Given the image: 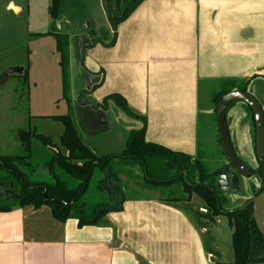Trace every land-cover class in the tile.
Here are the masks:
<instances>
[{"label":"crops","instance_id":"1","mask_svg":"<svg viewBox=\"0 0 264 264\" xmlns=\"http://www.w3.org/2000/svg\"><path fill=\"white\" fill-rule=\"evenodd\" d=\"M115 31L113 45L106 38L87 47L83 64L101 80L86 91V103L121 95L146 116V141L202 163L204 114L207 142L221 150L214 99L231 89L225 83L264 75V0H143ZM108 32L111 36V27ZM255 79L264 83L260 76ZM202 81L211 85L205 97ZM262 83L254 86L257 91ZM229 110L238 113L237 126L244 125L240 106ZM227 119L231 134L234 119ZM83 142L99 155L114 151V143L98 148ZM55 171L72 183L62 169ZM90 190L83 201H95L86 198ZM99 192L97 200L107 201V192ZM187 204L158 194L125 193L121 210L85 226L72 217L59 221L47 205L0 211V264H226L217 258L216 236L201 222L208 220L205 212Z\"/></svg>","mask_w":264,"mask_h":264},{"label":"rangeland","instance_id":"2","mask_svg":"<svg viewBox=\"0 0 264 264\" xmlns=\"http://www.w3.org/2000/svg\"><path fill=\"white\" fill-rule=\"evenodd\" d=\"M116 1L111 0L108 4L100 0H63L60 16L52 19L49 14L51 0H0V155H19L24 152L18 135L22 129L49 136L57 146L61 147L60 137L65 127L61 121L53 118L59 115L71 117L83 141H92L98 148H103L105 144L108 145L107 143H114L112 145L114 151L111 152L114 154H120L124 150L129 131L139 128L142 122L125 113L112 100L108 102L107 108L88 105L86 102L89 99V93L86 91L93 89L101 78H97L82 63L87 51L85 45L90 43L95 35L105 39L110 38L109 15L115 17L122 14L132 0H120L121 4L118 7ZM10 3L19 5L21 10L15 12L12 7H9ZM52 29L69 35V43L66 46L68 55L66 74L61 62L62 55L57 49L56 37L52 34H37ZM13 68H22L23 73H27V79H24L22 73H11L10 70ZM256 83L261 85L262 81L254 79L249 92L257 96L264 104V83L258 91L254 87L257 86ZM235 84L238 82L225 83L229 88ZM210 86L206 81L201 82L202 96L205 97ZM215 86L218 85L215 83ZM202 100L208 99L202 98ZM237 105L241 110L239 116H242V113H249L243 103ZM234 111H228L229 123L230 118L234 119V121L231 120L230 126L233 143L239 156L245 161H250L251 144L248 142L250 135L246 126H241L240 123L237 126L238 113ZM201 118L200 133L204 138L202 147L205 153L203 163L205 181L220 189L216 175L224 162L223 153L218 145L215 148L207 142L209 140L206 137V117L202 114ZM243 119L242 117L241 120ZM53 154L54 151L50 147L44 145L39 139L32 138L31 178L53 181L52 174L46 167V162ZM113 170L118 173L123 191L127 196L158 194L165 198H180L178 201L183 203L187 200L188 209L197 210L198 213H204L199 209L200 207L206 209L205 201L199 195L195 192L191 194L185 192L186 180H178L164 186H153L147 183L146 173L162 177L170 174L165 159L156 157L147 164L145 169L141 161L126 162L116 158ZM63 173L72 182L69 186L74 187L73 184H76V181L66 172L63 171ZM98 174L102 175V172L96 168L89 184L91 190L86 195L87 199L95 201L88 203L105 202L97 200L101 198L99 190L95 187L100 179ZM190 179H199V172L191 170ZM256 183L255 177L242 176L239 183L241 190L235 193L230 192L228 201L222 199V203L226 207H235L246 198H252L253 184ZM186 197L189 199H184ZM197 218L201 217L197 216ZM201 222L206 224L209 234L216 236L219 262L226 264L232 262L234 259L231 239L233 228L228 219L225 216H218L215 221L201 218Z\"/></svg>","mask_w":264,"mask_h":264},{"label":"trees","instance_id":"3","mask_svg":"<svg viewBox=\"0 0 264 264\" xmlns=\"http://www.w3.org/2000/svg\"><path fill=\"white\" fill-rule=\"evenodd\" d=\"M142 1L132 0L125 12L119 16L110 17L113 29H116L117 25L125 20ZM62 9L63 0H51L49 14L52 19H57ZM37 34H52L56 37L57 49L62 55L61 62L66 74L68 72L66 46L69 43V35L55 29ZM116 37V31L114 30L107 44L113 45ZM95 42L105 41L100 37ZM95 42L92 41L86 44V48L91 47ZM83 62L84 58L82 59ZM23 75L24 79H27V73L24 72ZM259 76L264 78V75L254 74L245 79L243 85H233L231 90L247 91L251 81ZM66 82L68 84V81ZM224 93L226 91L217 94L214 102L215 111ZM107 100H112L125 113L140 119L142 122L139 128H133L129 131L124 150L120 154H97L92 147L83 142L69 115L53 117L55 120L61 121L65 127L60 137V146L65 149V152L60 151L57 144L49 136L29 129H22L18 135L24 152L19 155H0V211H10L16 206H32L34 209H39L47 205L51 208L53 216L59 221L64 222L72 217L78 219L79 226L98 225L108 213L121 210L125 201V193L120 177L113 170V163L116 158L126 162L129 160L141 161L146 169L147 164L158 157L159 159H165L170 174L162 177L146 173L149 185L164 186L173 184L179 176L182 179V172L187 170L188 175L185 179L186 182H184V190L188 194L195 192L205 201L207 212L204 216L210 221H215V218L221 215L228 218L229 224L233 228L231 239L234 259L227 264L264 262V237L253 220L252 207L248 206L242 211L224 214L218 207L216 195L207 188V186L212 187V185L205 181V167L200 160L184 153L172 151L160 144L146 141V116L135 112L119 94H110L104 98L103 103ZM234 104L235 102L231 103L229 107ZM33 137L39 139L54 151V154L46 162V167L53 177L51 182L31 178V144ZM57 167L76 181L74 187H70L66 180L59 177L55 171ZM96 168H99L102 172L96 188L99 191L107 192L109 199L105 202L88 203L83 201L82 198L89 187ZM191 170L199 172V179H190ZM252 172L260 183L259 188L254 192V195H257L264 189V169L254 167ZM193 184H196V186H193ZM184 199H189V197ZM220 199L223 210L239 208L247 201L245 199L238 206L226 207L222 203V199L228 200V197L221 195ZM171 200L178 201L180 198H171Z\"/></svg>","mask_w":264,"mask_h":264},{"label":"water","instance_id":"4","mask_svg":"<svg viewBox=\"0 0 264 264\" xmlns=\"http://www.w3.org/2000/svg\"><path fill=\"white\" fill-rule=\"evenodd\" d=\"M11 73H23L22 68H13L10 70ZM242 101L248 104L254 114L255 126H256V149L258 154L261 156L264 154V113L262 106L259 101L250 93L244 91H230L224 94L217 105L216 115H217V127L221 142V148L228 161V163L239 173L247 176L249 175V168L244 164L237 156L233 149L228 124H227V108L232 102ZM228 166L225 165L220 170L219 185L220 189L229 192H239V187L237 185L238 179L235 175L232 176L231 183L228 179L227 172ZM187 176V171H184V177ZM209 188V187H208ZM211 189V188H210ZM218 199V207L220 208V200ZM252 204L253 220L259 230V232L264 237V189L249 200L243 207L238 210L245 209L248 205ZM232 211H224V213ZM252 264H264L262 263H252Z\"/></svg>","mask_w":264,"mask_h":264},{"label":"flooded vegetation","instance_id":"5","mask_svg":"<svg viewBox=\"0 0 264 264\" xmlns=\"http://www.w3.org/2000/svg\"><path fill=\"white\" fill-rule=\"evenodd\" d=\"M104 1H106L108 4H109V2L111 3V0H103V2ZM105 2V3H106ZM106 3V4H107ZM119 4H121V1L120 0H117L116 1V6L118 7V5ZM121 15V14H120ZM117 16H119V15H117ZM110 17H112L111 16V14L109 15V19H110ZM116 17V16H115ZM111 21V20H110ZM111 23V22H110ZM111 28H112V30H113V32H114V30L115 29H113V27L111 26ZM98 38H100L98 35H95V36H93L92 37V41H96ZM103 39H105V38H103ZM91 41V42H92ZM96 43V42H95ZM94 44V43H93ZM244 81L245 80H242V81H240V82H238V84H235V85H243V83H244ZM250 86H252V81H251V83H250V85L248 86V89H247V91H244V92H248V93H250L251 95H252V93L251 92H249V87ZM232 89V88H231ZM228 90V91H226V93H228V92H230V91H234V90ZM238 91H242V90H238ZM226 93H224V94H226ZM223 94V95H224ZM217 96V95H216ZM258 101H259V103H260V105L262 106V109H263V113H264V104H263V101H260L258 98H257V96H255V95H253ZM216 98V97H215ZM104 101V100H103ZM110 100H107L105 103H98V102H93V106H98V107H105V108H107L108 107V102H109ZM214 102H215V99H214ZM220 102V101H219ZM218 102V103H219ZM233 103V102H232ZM238 103H243L245 106V109H247V111H249V113L247 114V113H245L246 115H245V124H244V126H246L247 127V129H248V132H249V135H250V141H248V142H250V150H251V154H250V156H249V160L250 161H245L243 158H241L240 156H239V154H238V152H237V150H236V148H235V144L233 143V139H232V136H231V134H230V131H229V134H230V139H231V143H232V146H233V149H234V151L236 152V154H237V156H238V158L244 163V164H246L247 166H248V168H249V175H247L246 177H255L254 175H253V172H252V168H254V167H258V168H261V169H264V154L263 155H259L258 154V152H257V149H256V126H255V119H254V114H253V111H252V109H251V107L248 105V104H246L245 102H242V101H238V102H235V104L233 105V106H231V107H229V108H227V116H228V111H229V109H231L232 107H234L235 105H237ZM218 105V104H217ZM216 110H217V106H216ZM214 114H215V116H216V120H217V115H216V111L214 110ZM227 116H226V118H227ZM227 124H228V119H227ZM242 126V125H241ZM228 129H229V126H228ZM219 140H220V137H219ZM220 144H221V142H220ZM221 151H222V153H223V150H222V148H221ZM223 157H224V162L222 163V165L219 167V169H218V173H217V175H216V179H217V183H219V177H220V170L225 166V165H227L228 166V172H227V176H228V179H229V181L231 182V183H234L233 181H232V176L233 175H235L236 177H237V179H238V182H237V185H238V187H239V189L241 190V186L239 185V183L241 182V178H242V176H245V175H243V174H241V173H239L238 171H236L229 163H228V161H227V159H226V157H225V155H224V153H223ZM193 158V157H192ZM196 159V158H195ZM198 160V159H197ZM184 171H187V170H184ZM184 171L182 172L183 174V178H184V180L187 178V176L186 177H184ZM187 175H188V171H187ZM182 178V179H183ZM256 178V177H255ZM182 179H180V176H179V178H178V180H182ZM177 180V181H178ZM256 181H257V183L256 184H253V189H254V192L257 190V188H259V181H258V179L256 178ZM209 184H211V183H209ZM212 185V187H210V186H207V188L208 189H210V190H212L213 192H214V194L216 195V198H217V195L219 196V200H220V208L219 209H221V211L224 213V211H232V212H235V211H242V210H238L239 208H241V207H243L249 200H251L254 196H256V195H254L252 198H250V197H248V198H246L247 199V201L245 202V204L244 205H242L241 207H239V208H236V209H230V210H223L222 208H221V199H220V196L222 195V196H229V194H230V192L229 191H224L223 189H217L216 188V186H214L213 184H211ZM193 186H196V184H193ZM232 193H235V192H232ZM231 193V194H232ZM217 201H218V199H217ZM228 201V200H227ZM218 203V202H217ZM248 206H251L252 207V204H250V205H248ZM247 206V207H248ZM246 207V208H247ZM245 208V209H246ZM244 210V209H243ZM205 213L207 212V209H204L203 210ZM227 213H229V212H227ZM224 214H226V213H224ZM221 216H225V215H221ZM226 217V216H225ZM227 218V217H226ZM228 219V218H227Z\"/></svg>","mask_w":264,"mask_h":264},{"label":"bare ground","instance_id":"6","mask_svg":"<svg viewBox=\"0 0 264 264\" xmlns=\"http://www.w3.org/2000/svg\"><path fill=\"white\" fill-rule=\"evenodd\" d=\"M11 7L16 11L18 10V8H16L14 5H11Z\"/></svg>","mask_w":264,"mask_h":264}]
</instances>
